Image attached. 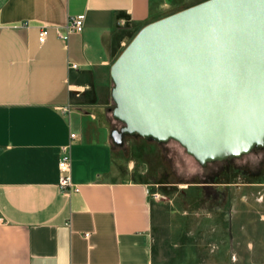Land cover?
I'll return each mask as SVG.
<instances>
[{
	"label": "crops",
	"instance_id": "crops-1",
	"mask_svg": "<svg viewBox=\"0 0 264 264\" xmlns=\"http://www.w3.org/2000/svg\"><path fill=\"white\" fill-rule=\"evenodd\" d=\"M190 1L0 0V264H165L146 168L112 137L111 66L143 25ZM78 13L83 31L59 37ZM64 144L80 183L69 195ZM235 244L232 263L244 253L242 264H264L252 241Z\"/></svg>",
	"mask_w": 264,
	"mask_h": 264
},
{
	"label": "water",
	"instance_id": "water-1",
	"mask_svg": "<svg viewBox=\"0 0 264 264\" xmlns=\"http://www.w3.org/2000/svg\"><path fill=\"white\" fill-rule=\"evenodd\" d=\"M112 131L203 166L264 147V0H202L143 25L111 66Z\"/></svg>",
	"mask_w": 264,
	"mask_h": 264
},
{
	"label": "rangeland",
	"instance_id": "rangeland-1",
	"mask_svg": "<svg viewBox=\"0 0 264 264\" xmlns=\"http://www.w3.org/2000/svg\"><path fill=\"white\" fill-rule=\"evenodd\" d=\"M121 147L143 161L152 189L167 195L153 201L155 248L163 263H220L222 257L234 264L232 243L244 250L250 241L255 262H264V147L206 166L175 139L127 134ZM245 259L238 255L237 263Z\"/></svg>",
	"mask_w": 264,
	"mask_h": 264
},
{
	"label": "built area",
	"instance_id": "built-area-1",
	"mask_svg": "<svg viewBox=\"0 0 264 264\" xmlns=\"http://www.w3.org/2000/svg\"><path fill=\"white\" fill-rule=\"evenodd\" d=\"M1 10V6H0ZM85 13H78L72 15L65 25V29H57V33L59 37L66 38L68 35L72 33H80L84 29L85 24ZM49 33L48 27H43L40 31L39 38L41 41H44ZM71 67H77L78 63L71 62ZM71 137H76V132H71ZM59 169H60V179H59V187L60 189L66 193L71 194L73 191H80V183L76 182L73 179L72 175V154L70 150V144H64L61 146V152L59 157ZM150 197L154 200L166 199L167 195L158 190H150ZM86 236L90 235V232L85 233Z\"/></svg>",
	"mask_w": 264,
	"mask_h": 264
},
{
	"label": "flooded vegetation",
	"instance_id": "flooded-vegetation-1",
	"mask_svg": "<svg viewBox=\"0 0 264 264\" xmlns=\"http://www.w3.org/2000/svg\"><path fill=\"white\" fill-rule=\"evenodd\" d=\"M248 172H250V171H248ZM264 199V197L262 198V200Z\"/></svg>",
	"mask_w": 264,
	"mask_h": 264
},
{
	"label": "trees",
	"instance_id": "trees-1",
	"mask_svg": "<svg viewBox=\"0 0 264 264\" xmlns=\"http://www.w3.org/2000/svg\"><path fill=\"white\" fill-rule=\"evenodd\" d=\"M134 35H135V34H134ZM134 35H133V36H134Z\"/></svg>",
	"mask_w": 264,
	"mask_h": 264
}]
</instances>
